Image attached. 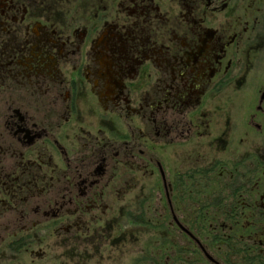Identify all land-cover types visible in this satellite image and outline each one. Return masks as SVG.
I'll use <instances>...</instances> for the list:
<instances>
[{
  "label": "flooded vegetation",
  "instance_id": "af4514ba",
  "mask_svg": "<svg viewBox=\"0 0 264 264\" xmlns=\"http://www.w3.org/2000/svg\"><path fill=\"white\" fill-rule=\"evenodd\" d=\"M158 222L264 264V0H0V264L122 260Z\"/></svg>",
  "mask_w": 264,
  "mask_h": 264
},
{
  "label": "rangeland",
  "instance_id": "374dc122",
  "mask_svg": "<svg viewBox=\"0 0 264 264\" xmlns=\"http://www.w3.org/2000/svg\"><path fill=\"white\" fill-rule=\"evenodd\" d=\"M258 134L259 132L255 130L254 141L258 140ZM193 209L197 210V208L192 207L190 208V211ZM206 210H209L211 214L213 208H206L205 211ZM200 223L204 226L202 236L200 237L203 240L206 239V244H208V239L215 242V233L212 228L215 223L213 221H207L205 223L198 222V225ZM145 227L146 228H144V230H146V232L138 235V238L136 240H133L130 244H128V246L125 247V249L123 250L124 255L122 260L121 258L118 259L117 257L119 256L115 254L116 260L104 261L103 264H121V262H123L124 264H140L145 260H158L157 262L160 264H166L167 260L170 263L172 261L173 264H186V262H188L189 264H211L210 260H208L206 256L200 254L196 250V245L193 242L189 244L188 249L187 247H185V250L183 249V246H185L186 242L185 236H182L178 232H171V234L166 236L163 233L166 230L164 223L158 222L153 226H151V224H146ZM237 240V264H244L247 262V252L244 249L241 250V247H243L244 245L239 242V239ZM214 251L215 249H210L211 253H214Z\"/></svg>",
  "mask_w": 264,
  "mask_h": 264
},
{
  "label": "water",
  "instance_id": "95a60500",
  "mask_svg": "<svg viewBox=\"0 0 264 264\" xmlns=\"http://www.w3.org/2000/svg\"><path fill=\"white\" fill-rule=\"evenodd\" d=\"M207 256H208L209 258H211L210 255L207 254ZM211 260H212V259H211Z\"/></svg>",
  "mask_w": 264,
  "mask_h": 264
}]
</instances>
